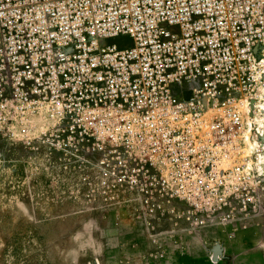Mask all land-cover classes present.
<instances>
[{"label":"built area","instance_id":"2783aa9c","mask_svg":"<svg viewBox=\"0 0 264 264\" xmlns=\"http://www.w3.org/2000/svg\"><path fill=\"white\" fill-rule=\"evenodd\" d=\"M36 116L51 155L100 158L149 211L251 225L264 0H0V124Z\"/></svg>","mask_w":264,"mask_h":264},{"label":"rangeland","instance_id":"374dc122","mask_svg":"<svg viewBox=\"0 0 264 264\" xmlns=\"http://www.w3.org/2000/svg\"><path fill=\"white\" fill-rule=\"evenodd\" d=\"M48 130L37 116L0 124V264H264L257 220L196 228L176 205L151 212L100 158L51 155Z\"/></svg>","mask_w":264,"mask_h":264},{"label":"crops","instance_id":"0c3cea01","mask_svg":"<svg viewBox=\"0 0 264 264\" xmlns=\"http://www.w3.org/2000/svg\"><path fill=\"white\" fill-rule=\"evenodd\" d=\"M256 220H255L256 222H260V226L262 227L261 229H264V214ZM261 247H262V249L264 248V243L261 244Z\"/></svg>","mask_w":264,"mask_h":264}]
</instances>
